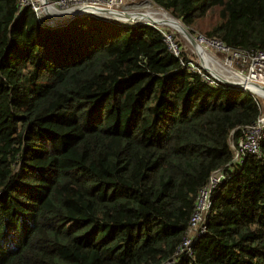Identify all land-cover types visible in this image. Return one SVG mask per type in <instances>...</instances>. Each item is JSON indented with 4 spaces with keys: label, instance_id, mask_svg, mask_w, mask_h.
I'll return each instance as SVG.
<instances>
[{
    "label": "trees",
    "instance_id": "trees-1",
    "mask_svg": "<svg viewBox=\"0 0 264 264\" xmlns=\"http://www.w3.org/2000/svg\"><path fill=\"white\" fill-rule=\"evenodd\" d=\"M151 1L190 31L212 13L207 37L264 51V0ZM163 32L44 25L0 0V264H264V137L238 162L230 146L256 102L207 83ZM218 170L204 230L176 255Z\"/></svg>",
    "mask_w": 264,
    "mask_h": 264
},
{
    "label": "built area",
    "instance_id": "built-area-1",
    "mask_svg": "<svg viewBox=\"0 0 264 264\" xmlns=\"http://www.w3.org/2000/svg\"><path fill=\"white\" fill-rule=\"evenodd\" d=\"M132 0H18L19 8L29 6L35 13L39 23L44 25L57 24L52 13V9L71 14L75 9L96 8L120 12L128 2ZM164 40L168 49L176 56L181 53L177 44L168 32H163ZM203 48L213 50L214 54L208 56V60L215 66H221L227 71H222L217 76L210 75L209 69L201 64L187 62L192 71L197 72L202 79L209 84L215 82L223 83L228 80V73L236 75L240 80L247 84H254L264 88V51L260 49H241L232 48L223 44L220 40L211 37L196 36ZM208 69V70H207ZM248 92L255 100L259 114L256 119L248 126L242 128L241 136L231 143L232 158L231 162H238L245 154L256 155L259 152V143L264 137V93L260 90H253L246 85L241 87ZM224 178V173L220 170L213 172L206 183L200 187L194 198V206L189 218L186 236L177 248L176 255L181 252L191 254L192 239L204 230L203 217L210 205L211 190L217 186ZM173 261H170V264Z\"/></svg>",
    "mask_w": 264,
    "mask_h": 264
},
{
    "label": "rangeland",
    "instance_id": "rangeland-1",
    "mask_svg": "<svg viewBox=\"0 0 264 264\" xmlns=\"http://www.w3.org/2000/svg\"><path fill=\"white\" fill-rule=\"evenodd\" d=\"M153 9L161 10V11L167 13L168 15H170L167 11H165L162 8H160L159 6L155 5L151 0H132L126 4L123 11L147 13V14H136L138 16H135L134 18H137V17H143V16H147V17L155 16V14L157 12H156V10L153 11ZM147 11H149V12H147ZM155 17H157V16H155ZM155 17H150L147 19L150 20V19H154ZM172 18H174V17H172ZM107 20H111V19H107ZM175 20H177V19H175ZM177 21L179 23H181L179 20H177ZM214 21H215L214 15L212 13H210L206 17L197 20L196 23L193 25L192 31H190L183 24H181L190 33L193 41L196 42L197 45H200L201 49L203 50V52L207 56L214 54L213 50L203 48V45L198 41L196 36L201 35V36L206 37L205 32L210 28V26L214 23ZM157 26H159V25H157ZM160 27L165 28L166 30L169 31V34L172 36V39L177 44L178 48L182 52L185 53L186 57H188L189 62H192V64H195V63L200 64V61L198 59L199 57L194 52V51L198 52V50L194 49L192 47V45L177 30H175L169 26H160ZM210 73H211V71H210ZM262 106H264L263 102H262Z\"/></svg>",
    "mask_w": 264,
    "mask_h": 264
},
{
    "label": "water",
    "instance_id": "water-1",
    "mask_svg": "<svg viewBox=\"0 0 264 264\" xmlns=\"http://www.w3.org/2000/svg\"><path fill=\"white\" fill-rule=\"evenodd\" d=\"M43 2L46 3L47 0H43ZM153 11H155V9H153ZM147 12H149V11H147ZM52 13L55 16L54 21L57 23L70 21L79 15H85L86 14V15H91L93 17L111 19V20H115V21L123 22V23H133V24L145 23V24H150V25L156 26L154 24L155 22H152V20H133V19H130V13L131 12H129V11L113 12V11H108V10H99L96 8H80V9H75V11L71 14L63 13V12L57 11L55 9H52ZM136 13L139 14V13H143V12H136ZM182 32L192 39V36L184 27L182 29ZM179 33L181 34V32H179ZM192 41H193V39H192ZM206 57H208V56L206 55ZM199 61H200V64L203 65L201 60H199ZM218 67H221V66H218ZM215 69H218L217 66L214 67V71H215ZM222 70L227 71L223 67H222ZM209 72H210V70H209ZM217 73H218V71H217ZM219 74L221 75L222 71H220ZM210 75L214 76L212 73H210ZM241 81L242 80H240L236 75L228 73V80L224 81L223 83L228 85V86L241 89V87L243 86L240 83ZM246 86L253 89V90H257V91L260 90L261 92L264 93V88H261L260 86H257L254 84H247Z\"/></svg>",
    "mask_w": 264,
    "mask_h": 264
},
{
    "label": "bare ground",
    "instance_id": "bare-ground-1",
    "mask_svg": "<svg viewBox=\"0 0 264 264\" xmlns=\"http://www.w3.org/2000/svg\"><path fill=\"white\" fill-rule=\"evenodd\" d=\"M155 10L157 12L155 14V16H157V17H155V16H149V17L143 16V17L134 18L135 16H138V15H136L138 13L131 12L130 13V19H133V20H148L147 18L155 17L154 19H150V20H152V22H155L154 24L156 26L157 25H159L158 27H160V26H169V27L174 28L175 30L181 32V35L192 45V47L196 48L199 52H201V53H198V52L193 50L198 55L199 60H201L202 64L204 66H206L211 71V73L214 76H216L218 74L217 71L218 72L224 71V70H222V67H218V66H217L218 69H215V71H214V65H213L214 63L209 62L208 58L206 57V54L201 49L200 45H197L196 42L192 41V39L190 37H188L186 34H184L182 32L183 26L178 21L174 20V18H172L170 15H168L167 13H165V12H163L161 10H157V9H155ZM139 14H144V13H139ZM145 14H147V13H145ZM240 83L242 85H247L246 81H241Z\"/></svg>",
    "mask_w": 264,
    "mask_h": 264
}]
</instances>
